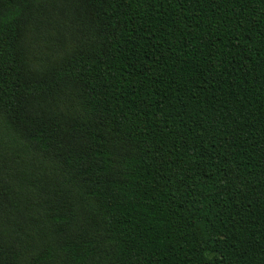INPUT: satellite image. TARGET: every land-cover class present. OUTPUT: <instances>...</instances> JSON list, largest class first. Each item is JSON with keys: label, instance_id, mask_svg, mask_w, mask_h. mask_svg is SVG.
<instances>
[{"label": "trees", "instance_id": "16d2710c", "mask_svg": "<svg viewBox=\"0 0 264 264\" xmlns=\"http://www.w3.org/2000/svg\"><path fill=\"white\" fill-rule=\"evenodd\" d=\"M0 264H264V0H0Z\"/></svg>", "mask_w": 264, "mask_h": 264}]
</instances>
